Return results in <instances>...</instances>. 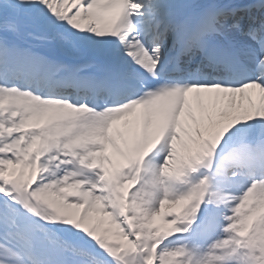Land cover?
I'll return each mask as SVG.
<instances>
[{"label":"snow or ice","instance_id":"1","mask_svg":"<svg viewBox=\"0 0 264 264\" xmlns=\"http://www.w3.org/2000/svg\"><path fill=\"white\" fill-rule=\"evenodd\" d=\"M0 264H264V0H0Z\"/></svg>","mask_w":264,"mask_h":264}]
</instances>
